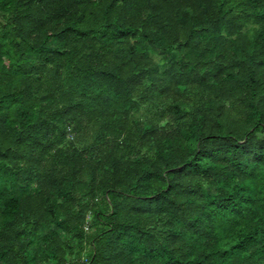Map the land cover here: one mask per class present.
Returning a JSON list of instances; mask_svg holds the SVG:
<instances>
[{
	"label": "trees",
	"instance_id": "1",
	"mask_svg": "<svg viewBox=\"0 0 264 264\" xmlns=\"http://www.w3.org/2000/svg\"><path fill=\"white\" fill-rule=\"evenodd\" d=\"M0 264H264V0H0Z\"/></svg>",
	"mask_w": 264,
	"mask_h": 264
}]
</instances>
